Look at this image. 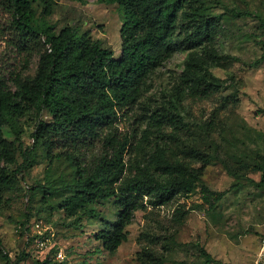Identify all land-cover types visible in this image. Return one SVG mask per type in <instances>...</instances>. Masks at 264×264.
Segmentation results:
<instances>
[{"label": "rangeland", "instance_id": "obj_1", "mask_svg": "<svg viewBox=\"0 0 264 264\" xmlns=\"http://www.w3.org/2000/svg\"><path fill=\"white\" fill-rule=\"evenodd\" d=\"M208 4L214 6L213 14L223 15L213 46L232 58L209 59L203 65L209 68L208 77L220 78L223 87L208 96L190 92L188 85L193 81L187 62L192 52L204 54V48H179L149 75L137 102L120 110L116 122L117 134L131 140L125 154L127 176L134 174L138 165L148 163L159 143L167 149L168 159L179 157L202 169L195 190L160 206L147 203L145 196L146 207L135 212L126 228L128 240L110 253L101 247L96 234L104 223L118 220L113 200L97 205L101 215L96 217L100 218L86 217L74 223V217L46 205V198L59 201L60 193L33 190L45 181L48 162L42 150L38 162L21 173L17 169L23 159L18 152L17 163L0 161V170L15 176L13 185L0 192V251L8 256L0 255V264H35L49 259L61 264H142V256L153 264H257L264 236V187L251 180L261 179L254 166L264 156V60L258 63L264 55V0H210ZM38 21L41 29L53 26L56 32L67 25L81 32L90 29L94 38L113 48L116 56L121 52L123 17L117 3L59 0L52 15L39 10ZM179 25L186 27V20L181 18ZM14 26L13 12L5 0H0V78L16 88L17 78L35 75L40 56L28 52ZM177 37H184L181 27ZM183 91L180 110L189 129L181 131V141L204 152L209 149L204 136L213 137L219 142L221 156L230 164L229 170L219 160L203 161L184 152L182 144L177 146L171 138L174 125L163 129L157 125L160 114ZM38 117L46 121L52 118L48 111L39 116L34 112L15 125L24 147L34 143ZM5 131L18 145L14 132L9 127ZM101 149L102 142H96L86 159L94 160ZM57 170L67 173L70 167L59 162ZM203 185L226 192L213 209L204 198ZM37 221L42 222L48 239L45 248H40L30 233ZM60 250L65 255L62 260L57 258Z\"/></svg>", "mask_w": 264, "mask_h": 264}, {"label": "trees", "instance_id": "obj_2", "mask_svg": "<svg viewBox=\"0 0 264 264\" xmlns=\"http://www.w3.org/2000/svg\"><path fill=\"white\" fill-rule=\"evenodd\" d=\"M5 1L13 12L20 41L30 54L36 52L40 57L35 75L17 78L16 88L0 78V161L17 163L19 152L23 161L17 170L21 173L38 162L41 149L48 162L46 176L44 185L33 190L60 193L62 198L56 202L44 196L46 205L52 210H63L68 217H74L76 224L86 217L100 218L96 217L101 215L97 205L113 200L118 220L104 223L96 239L104 250L115 253L128 240L126 228L135 212L146 207L145 196L151 205H165L192 193L202 175V169L189 161L179 157L168 159L167 149L157 143L148 163L138 165L134 174L127 176L125 154L131 140L127 135L117 134L119 112L137 102L149 75L179 48H204L203 56L192 52L187 62V72L193 81L188 85L190 92L208 96L223 87L220 78L208 77L209 68L203 65L209 59L232 58L221 55L213 46L223 15L213 14L210 0H108L118 4L123 17L121 52L116 56L113 48L93 37L90 29L81 32L71 25L59 32L53 26L41 29L39 10L43 15H52L59 0ZM181 18L186 20V27L179 25ZM179 27L184 33L182 39L177 37ZM263 60L264 55L258 63ZM184 94L179 93L164 109L157 125L160 129L174 125L176 130L171 138L178 142L177 146L182 144L184 152L203 161L219 160L229 170L230 164L221 156L219 142L213 137L204 136L209 142V149L204 152L181 141L180 133L187 126L180 110ZM43 111L51 114V120L38 117L32 134L34 143L24 147L16 123L25 115L35 112L39 116ZM6 127L14 132L18 145L6 136ZM98 141L102 142L100 153L94 160H87V152ZM59 162H67L70 170L58 172ZM254 168L262 175L259 181L252 179V183L264 187V156ZM13 178L14 175L0 170V192L13 185ZM202 190L212 209L226 193L213 191L206 185ZM0 255L8 259L2 250ZM141 262L153 264L145 256ZM35 264L61 263L49 259Z\"/></svg>", "mask_w": 264, "mask_h": 264}, {"label": "built area", "instance_id": "obj_3", "mask_svg": "<svg viewBox=\"0 0 264 264\" xmlns=\"http://www.w3.org/2000/svg\"><path fill=\"white\" fill-rule=\"evenodd\" d=\"M31 235L35 236V241L40 248H45L47 246V238L43 234V225L41 221L35 222L31 229ZM57 258L62 260L65 258V255L62 250H60L57 254ZM257 264H264V236L261 239V246L258 253V261Z\"/></svg>", "mask_w": 264, "mask_h": 264}]
</instances>
